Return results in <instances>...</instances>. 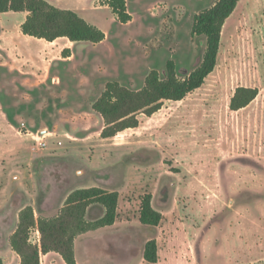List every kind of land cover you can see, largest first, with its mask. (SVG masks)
Segmentation results:
<instances>
[{"label":"rangeland","instance_id":"obj_1","mask_svg":"<svg viewBox=\"0 0 264 264\" xmlns=\"http://www.w3.org/2000/svg\"><path fill=\"white\" fill-rule=\"evenodd\" d=\"M44 1L76 12L106 38L76 43L71 63L55 64L53 73L65 85L49 79L44 88L27 91L17 73L0 72L2 111L15 125L10 132L19 149L18 174L25 178L16 204L31 203L36 216H50L74 189L117 192L115 224L76 240L77 264H151L143 258L151 240L157 243L154 264H264V0H237L222 28L216 66L198 90L180 102H163L151 117L138 115L136 129L107 140L92 110L106 83L138 90L152 70L164 78L170 60L178 78L186 77L205 50V39L191 34L193 19L217 0H126L128 24L101 0ZM22 16H0L13 32L3 44L32 53L42 67L45 47L17 34ZM238 87L259 94L232 112L229 101ZM44 135L43 149L34 138ZM146 196L162 216L157 227L139 222ZM16 207H0L5 264L16 260L4 236ZM103 215L102 206L92 205L86 220Z\"/></svg>","mask_w":264,"mask_h":264},{"label":"trees","instance_id":"obj_2","mask_svg":"<svg viewBox=\"0 0 264 264\" xmlns=\"http://www.w3.org/2000/svg\"><path fill=\"white\" fill-rule=\"evenodd\" d=\"M237 0H217L216 3L193 19L191 34L205 39V50L200 63L184 78H178L175 64L168 61L165 77L155 70L149 72L143 87L131 90L117 82H108L104 91L92 104V110L102 119L101 139H111L118 134L138 127V115L151 117L165 101L180 102L198 90L213 72L220 45L222 28L237 6ZM101 5L110 8L121 24H128L132 17L126 0H101ZM24 13L26 17L19 30L23 36L52 43L66 38L71 43L98 44L105 34L87 23L76 12L57 8L44 0H0V14ZM62 58L70 57L68 49L61 52ZM259 94L256 88L238 87L229 101V110L245 109ZM119 195L98 187L72 191L63 206L52 216H36L33 207L21 209L15 231L9 236L11 251L19 264H41V256L55 254L64 264H77L75 242L85 234L111 227L117 216ZM100 205L104 215L95 221H87L86 215L92 205ZM162 219L151 206V196H146L141 205L139 222L144 226L157 227ZM36 236L33 239V236ZM143 258L148 263L157 262L155 240L145 244ZM0 264H3L0 258Z\"/></svg>","mask_w":264,"mask_h":264},{"label":"crops","instance_id":"obj_3","mask_svg":"<svg viewBox=\"0 0 264 264\" xmlns=\"http://www.w3.org/2000/svg\"><path fill=\"white\" fill-rule=\"evenodd\" d=\"M129 12V11H128ZM11 13V12H9ZM0 14V16L5 15ZM23 14L22 20L18 23V28L20 25L23 23L26 14ZM130 14V12H129ZM132 17V16H131ZM131 22V21H130ZM129 22V23H130ZM20 32L17 31V34ZM13 34L12 30L8 29L3 22L0 21V72L5 73L6 75H12L13 73H17L22 79H23V87H28L25 88L27 91H31V87L34 88H42L43 85H46L47 81L51 79L52 84H59L64 83L66 84V80L63 79L58 73H53L54 72V67L55 64L57 63L59 66L65 67L66 64L71 63V59L74 57L73 55V47L76 43H71L68 39L66 38H60L55 40L52 43L46 42L44 40H36L34 42L40 44L41 46L45 47L43 53L39 55L41 58L44 60V64L41 67L40 62L36 61V56L32 55V53H28L25 49L17 46H11V45H4L3 40H6ZM22 35V34H21ZM9 36V37H8ZM106 36V35H105ZM20 37V36H19ZM26 37V36H24ZM24 37H20V39H24ZM25 39H29L27 41H33L30 39L34 38H29L26 37ZM52 46H55V50H52ZM13 49L17 52L15 55L13 53ZM64 49H68L70 52V57L68 58H62L61 52ZM38 56V55H37ZM56 58V60H54ZM37 78V80L35 78ZM57 81V82H56ZM44 88V87H43ZM61 88V86H60ZM2 101L0 98V173L3 176L0 179V184H1V191L4 193L2 196V200L0 202V207H5L7 204L10 203L11 206L17 205L18 208L16 209V212L14 213V217L12 218L14 224L10 232H8L6 235H4L7 240L9 236L15 231L16 226H17V217L18 213L21 209H23L26 206H32L31 203H27L26 205H23L22 207H19L17 202V193L16 191L19 189V186L23 188V182L25 178H22L19 176L18 172V167L17 163L19 160V149L17 145H13L12 142V134H11V129L15 127V125L11 122H9L6 118L7 113L5 114L2 110ZM2 131H5V134H2ZM47 135H50L48 133ZM47 137L46 135H44ZM102 140H107V139H102ZM47 144V143H46ZM62 145V142H57V145L54 146L53 150L57 151L55 152V155L59 153V147ZM47 148V146L45 147ZM54 155V156H55ZM61 157L60 155H58ZM55 157H51V159H54ZM65 172L61 171L59 169V175L61 176L62 174L64 175ZM3 184V185H2ZM90 188V187H87ZM81 189V188H77ZM76 190V189H74ZM72 190V191H74ZM71 191V192H72ZM69 192L67 196L71 193ZM65 197V199L67 198ZM64 199V201H65ZM64 204V202H63ZM63 206V205H62ZM61 206V207H62ZM60 207V208H61ZM59 208V209H60ZM57 212V211H56ZM54 215V214H53ZM52 216V215H50ZM45 217H47L45 215ZM0 221V232L4 231V222H6V215H3V218ZM76 245V242H75ZM9 246V244H8ZM10 249V247H9ZM11 251V249H10ZM12 252V251H11ZM13 253V252H12ZM14 254V253H13ZM15 255V254H14ZM16 256V255H15ZM42 259L45 261H48L47 264H52L53 262H57L58 260L60 263H62V260L60 259L59 256L55 254H47L44 256H41ZM41 259V258H40ZM2 260V259H1ZM77 261V260H76ZM3 262V261H2ZM3 264H5L3 262ZM14 264H19V259L16 256V260Z\"/></svg>","mask_w":264,"mask_h":264},{"label":"built area","instance_id":"obj_4","mask_svg":"<svg viewBox=\"0 0 264 264\" xmlns=\"http://www.w3.org/2000/svg\"><path fill=\"white\" fill-rule=\"evenodd\" d=\"M45 136H36L34 139H35V142L38 143L39 147L41 148H45L47 146L46 142H44Z\"/></svg>","mask_w":264,"mask_h":264}]
</instances>
